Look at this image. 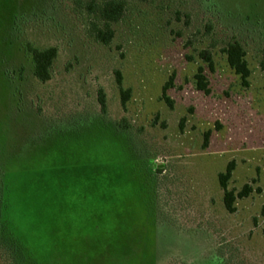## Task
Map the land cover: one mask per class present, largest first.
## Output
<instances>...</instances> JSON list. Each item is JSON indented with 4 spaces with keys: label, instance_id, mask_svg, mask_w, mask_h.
<instances>
[{
    "label": "rangeland",
    "instance_id": "obj_1",
    "mask_svg": "<svg viewBox=\"0 0 264 264\" xmlns=\"http://www.w3.org/2000/svg\"><path fill=\"white\" fill-rule=\"evenodd\" d=\"M101 1L0 0V137L21 146L83 139L85 155L109 138L145 209V227L116 241L135 249L137 264H264V0H132L108 45L88 30L86 7ZM233 42L245 52V83L223 52ZM49 47L56 57L42 83L29 50ZM120 90H130L123 106ZM229 163L227 189L250 188L231 214L218 183ZM10 240L0 230V264H13Z\"/></svg>",
    "mask_w": 264,
    "mask_h": 264
},
{
    "label": "clouds",
    "instance_id": "obj_2",
    "mask_svg": "<svg viewBox=\"0 0 264 264\" xmlns=\"http://www.w3.org/2000/svg\"><path fill=\"white\" fill-rule=\"evenodd\" d=\"M84 153L83 139L21 146L0 137V230L31 264L138 262L134 248L116 243L146 223L132 165L109 138L89 142ZM84 164L87 172H72ZM93 167L108 170L97 175Z\"/></svg>",
    "mask_w": 264,
    "mask_h": 264
},
{
    "label": "trees",
    "instance_id": "obj_3",
    "mask_svg": "<svg viewBox=\"0 0 264 264\" xmlns=\"http://www.w3.org/2000/svg\"><path fill=\"white\" fill-rule=\"evenodd\" d=\"M129 1L132 0H103L99 5H88L86 7V10L88 14L92 16V20H90L88 24L89 33L103 45H108L113 38V31L111 29V25L117 23L123 17L126 11L127 2ZM136 1L145 3L151 0ZM29 52L32 57L34 77L42 83L49 81L51 78L52 62L56 57V48L49 47L43 50L31 48ZM223 52L226 55V61L228 66L235 72L236 75L241 78L242 82L245 83L246 79L250 75V71L247 68V63L245 61V52L242 46L238 42H233L228 44L227 47L223 50ZM200 55L204 59V61L208 63V66H211L212 62L208 52L203 51L200 53ZM259 67L264 77V53L259 62ZM116 74L117 84L120 85V75L118 72H116ZM194 78L199 90L207 91V83L203 75V70L201 68L197 69V73L195 74ZM167 83L162 88V98L167 103H169V99L166 96V91L168 90ZM129 94L130 90H120L122 106L128 100ZM233 170V163H229L226 166L225 172L218 175V183L223 191V205L225 210L230 214L235 211V199H241L247 196L250 192V188L248 186H244L243 189L237 194H235L232 190L227 189V182L229 181ZM262 216H264V212L262 213ZM262 236L264 239V225L262 228ZM9 242L12 245V251L14 252L13 264H31V261L29 260L27 255L16 244V242H12L11 240Z\"/></svg>",
    "mask_w": 264,
    "mask_h": 264
}]
</instances>
